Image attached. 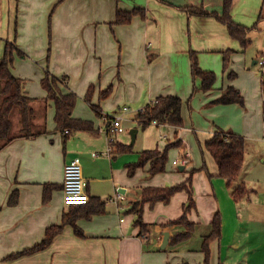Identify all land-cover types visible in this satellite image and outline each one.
I'll list each match as a JSON object with an SVG mask.
<instances>
[{
    "label": "crops",
    "instance_id": "1",
    "mask_svg": "<svg viewBox=\"0 0 264 264\" xmlns=\"http://www.w3.org/2000/svg\"><path fill=\"white\" fill-rule=\"evenodd\" d=\"M222 4L223 0H0V57L7 42L12 43L10 71L22 80L23 94L32 98V132L41 131L24 136L19 118L16 123L12 118L14 137L0 147V264H204L200 247L216 212L221 215V234L209 243V264H264V68L255 66L264 50L255 57L254 52L248 54L250 67L243 53L247 48L242 50L224 24L213 16L186 11L203 7L221 14ZM135 7L144 14L133 15L126 24L114 23L118 9ZM263 9L264 0H233L231 15L235 22L250 26L260 14L264 19ZM229 49L233 53L224 70L223 52ZM191 50L203 70L216 74L208 91L201 90L200 80L191 75ZM46 70L66 79L62 91L77 95L72 117L90 121L92 129L56 128L54 103L41 85ZM230 71L235 73L232 79ZM91 85L89 103L85 95ZM228 86L239 90L243 105L213 103ZM108 88L109 94L101 97ZM163 95L181 98L182 126L142 127L137 111ZM116 114L122 118L121 132L110 125ZM132 129L137 130L133 141ZM217 129L244 138L236 184L243 183L246 194L238 201L217 176L211 155L200 151L206 169L192 155V150L196 152L192 132L204 143ZM179 139L182 145L171 148L180 151L175 159L180 165L171 166L167 160L165 171L151 175L148 162L129 175L127 165L136 162L141 151L162 150ZM185 153L188 161L182 164ZM74 156L80 157L89 196L80 206H68L63 199L64 166ZM192 169L194 205L187 217L194 224L191 234L197 235L190 234L169 249L171 236L184 226L163 224L182 215L187 192H175L167 203L143 205L146 234L140 233L129 209L141 198L142 187L183 182ZM46 185L49 193L44 198ZM13 191L17 199L9 204ZM85 210L93 212L81 214ZM70 212L80 213L75 224L82 235L66 224L45 248L5 260L40 242L46 228L61 224ZM166 231L169 239L161 248Z\"/></svg>",
    "mask_w": 264,
    "mask_h": 264
},
{
    "label": "trees",
    "instance_id": "2",
    "mask_svg": "<svg viewBox=\"0 0 264 264\" xmlns=\"http://www.w3.org/2000/svg\"><path fill=\"white\" fill-rule=\"evenodd\" d=\"M233 0H223L222 13L218 14L216 11H209L203 7H189L186 9L188 14L196 16H213L227 28L228 34L231 38L237 40L242 48L245 50L251 43L250 32L253 29L258 28V21L263 18L260 14L258 19L250 26H246L235 22L231 15V9ZM135 14L143 15L142 8L135 7L132 10H117L115 14L114 23L126 24L132 19ZM14 45L7 42L4 50V54L0 57V147L5 145L11 139L13 135L11 130L13 127L12 114L18 112V118L20 123V130L22 135L30 136L32 134H38L41 131L32 132V123L34 119V110L31 107L30 102L32 98L26 96L22 92V80L15 77L11 71V63L13 59ZM233 50L229 49L223 52V69L227 70L230 62V55ZM20 54H22L20 52ZM190 67L191 75L193 78L200 80V89L203 91L210 90L215 81L216 74L213 71L203 70L199 64L196 53L190 51ZM235 76L233 71L228 72V78L232 79ZM41 85L46 90V98L52 100L55 107L54 121L56 128L60 130L67 129L68 131L75 130H89L92 129V123L84 119H75L72 117V111L76 104L77 95L74 92H63L60 85H66V79L64 77L57 78L50 74L46 70L44 77L41 79ZM261 89L264 93V70L261 71ZM93 85L89 86L85 99L90 103L91 92ZM196 90V87L193 91ZM110 88L100 93L101 97H105L109 94ZM215 104H231L237 103L244 104V98L233 86L226 87L219 97L213 100ZM92 108L97 115H100L99 109L92 105ZM182 100L178 96L163 95L156 97L153 101L148 102L142 109L136 113V120L142 127H146L151 123H168L173 126H182L183 119L181 115ZM201 152L206 151L211 155L217 166V176L223 178L226 185L231 190V196L233 200L238 201L246 194V187L243 183H237L240 176L243 160H244V138L243 136L230 131L217 129L213 135L204 141L199 143ZM120 145V144H119ZM118 145V146H119ZM182 141L179 139L175 142L169 143L164 149H152L143 150L140 152L138 160L132 164H128V173L132 175L135 169L143 167L149 162V173L151 175L161 173L165 171L166 163L168 160L167 152L171 147L181 146ZM131 147L127 146L126 150H130ZM119 150H125L121 147ZM206 169V164L203 161L202 167ZM191 170V175L183 182L176 183L171 186H145L141 188V198L132 203L130 211L136 215L135 224L140 225L141 234L148 232V224L142 221V208L145 203L152 205L157 201L164 203L169 202L171 196L179 191L185 190L188 194V200L183 208V213L179 218L173 219L165 225H183L184 230L174 233L170 238V244H176L184 241L190 237L194 224L188 220L187 211L194 205L193 192L191 188V176L194 172ZM49 185L44 188V198L48 197ZM17 199L16 191H13L9 198V204H14ZM85 205V204H81ZM74 206V205H72ZM76 206V205H75ZM80 206V205H77ZM93 212L92 210H85L81 214L89 216ZM80 213L64 214V218L59 225H50L46 228L43 239L30 248L18 251L17 253L10 254L5 257V260L13 259L23 254H29L39 251L48 246L53 237L60 232L62 227L66 224H70L74 227V231L78 235H82L80 229L77 228L75 221ZM211 231L203 239L200 247L201 252L204 255V264H209L210 260V248L209 243L213 239L219 238L221 234V215L216 212L211 220Z\"/></svg>",
    "mask_w": 264,
    "mask_h": 264
},
{
    "label": "built area",
    "instance_id": "3",
    "mask_svg": "<svg viewBox=\"0 0 264 264\" xmlns=\"http://www.w3.org/2000/svg\"><path fill=\"white\" fill-rule=\"evenodd\" d=\"M258 63L260 66H264V54H262ZM122 111H127V107H123ZM104 119H107L106 117ZM121 116L116 114L113 116V120L110 121V125L116 132H121L123 127L121 125ZM188 161V154L185 153L180 159V163L185 164ZM87 181L82 173L81 160L79 156L71 158L64 166L63 175V199L64 203L68 206L86 204L89 201V196L86 193ZM119 198H123L119 196Z\"/></svg>",
    "mask_w": 264,
    "mask_h": 264
},
{
    "label": "rangeland",
    "instance_id": "4",
    "mask_svg": "<svg viewBox=\"0 0 264 264\" xmlns=\"http://www.w3.org/2000/svg\"><path fill=\"white\" fill-rule=\"evenodd\" d=\"M263 15H264V9H263ZM249 36H250V39H251V43L248 45V47L246 49V52L244 51L243 53L245 54L246 64L251 67V56H248V54H251V53L254 52L253 55L255 57L256 55L260 54L259 52H261V50H264V19L260 20L257 29L251 30ZM256 50H258V52ZM255 66L257 67V69L258 68H264V66H260V65H255ZM220 72H221V64H220ZM17 114H18V112H17ZM17 114H16V112H15V114H12V118L14 119L15 123H16V120L18 119V115ZM183 130H184V128H181L179 130V136H181V133H182ZM163 134L168 136L167 132H164ZM192 137H193V139H194V141L196 143V152H194L192 150V148H191L192 155L194 157V161L195 162L196 161L197 162H203V159H202V156H201V152H200L201 148H200V144H199V141H198V136L196 135L195 132H192ZM187 142L188 141H187L186 137H183V143L186 144ZM177 157H180V151L179 150H175V148H171L169 150V153H168V160H169V162H171V164H170L171 166L180 165V164H177L175 162V159H177ZM195 235H197L196 232H194L192 236L194 237ZM188 239H186V240H188ZM186 240H184V241H186ZM184 241H181V242H179L177 244H180V243H182ZM172 247H174V246L172 244H170V246L168 248L171 249ZM179 248H182V247L179 246Z\"/></svg>",
    "mask_w": 264,
    "mask_h": 264
},
{
    "label": "water",
    "instance_id": "5",
    "mask_svg": "<svg viewBox=\"0 0 264 264\" xmlns=\"http://www.w3.org/2000/svg\"><path fill=\"white\" fill-rule=\"evenodd\" d=\"M136 131H137L136 129H132V130L130 131V136H131L132 141H133L134 138H135ZM181 168H182V165H181ZM168 239H169V232L166 231V232L164 233V236H163V242H162L161 248H164V247H165V245H166L167 242H168Z\"/></svg>",
    "mask_w": 264,
    "mask_h": 264
}]
</instances>
